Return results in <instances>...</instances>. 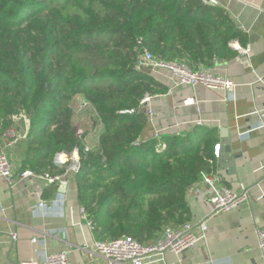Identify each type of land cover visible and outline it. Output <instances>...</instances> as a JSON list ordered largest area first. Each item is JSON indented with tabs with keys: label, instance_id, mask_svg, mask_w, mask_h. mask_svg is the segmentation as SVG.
<instances>
[{
	"label": "trees",
	"instance_id": "trees-1",
	"mask_svg": "<svg viewBox=\"0 0 264 264\" xmlns=\"http://www.w3.org/2000/svg\"><path fill=\"white\" fill-rule=\"evenodd\" d=\"M236 39L245 45L227 10L197 0H0V136L18 117L28 120L21 171L63 173L55 154L77 149L78 197L98 237L149 243L190 221L188 191L216 169L218 135L197 124L142 139L149 117L140 102L168 87L139 56L149 50L167 62L211 66L239 54ZM77 95L103 127L89 151L74 125Z\"/></svg>",
	"mask_w": 264,
	"mask_h": 264
},
{
	"label": "crops",
	"instance_id": "crops-1",
	"mask_svg": "<svg viewBox=\"0 0 264 264\" xmlns=\"http://www.w3.org/2000/svg\"><path fill=\"white\" fill-rule=\"evenodd\" d=\"M220 5L246 35L245 45L237 39L232 44L247 52L218 59L210 68L231 77L235 90L179 85L167 69H150L168 91L154 95L143 107L155 114L141 138L156 137V131L161 137L187 134L197 124L215 128L222 151L220 157L215 156L214 171L245 197L235 208L217 211L210 189L202 186L196 192L192 186L187 196L190 221L195 226L206 221V240L149 264H264L257 235L264 225V0H220ZM0 138V149H4L5 138ZM23 142L14 150L19 156L16 172L21 171ZM41 201L45 206L33 210ZM81 208L76 176L49 185L32 177L12 182L0 178V264L42 260L44 254L62 251L69 254L71 264H105L94 249L100 238ZM12 234L17 238L13 240ZM34 237L39 240L33 242Z\"/></svg>",
	"mask_w": 264,
	"mask_h": 264
},
{
	"label": "built area",
	"instance_id": "built-area-1",
	"mask_svg": "<svg viewBox=\"0 0 264 264\" xmlns=\"http://www.w3.org/2000/svg\"><path fill=\"white\" fill-rule=\"evenodd\" d=\"M204 5H220V0H197ZM235 48L241 53H246L247 49L239 47L237 43H233ZM138 65L147 67L152 70L167 69L178 78L179 85L196 86L201 85L209 89H225L227 92H233L236 87V82L229 76L218 75L214 73L210 66L201 65L198 68H192L182 60L167 62L149 50H145L139 56ZM152 94H146L140 102V109L147 105L152 97ZM92 105L85 101L84 105ZM93 106V105H92ZM132 112L134 110H128ZM151 120L155 114L152 108L145 111ZM96 113V112H95ZM25 120L26 117L22 116ZM19 118V117H18ZM102 125L96 126L94 133H98L102 129ZM242 134H246L243 132ZM79 137L82 135L78 134ZM25 135L21 134L17 127L11 126L4 133L5 145L4 149H0V178H6L11 182L15 178L23 179L27 177L37 178L43 183L55 184L67 181L69 177L75 176L82 168L79 151L76 149L73 153L61 151L55 154L54 162L65 169L63 173H36L30 169L16 172V161L14 159V150L17 143ZM156 138L161 139V133L156 131ZM87 138V137H86ZM165 144H159L158 149ZM94 146L87 144L85 150L89 151ZM222 144L216 143L214 154L218 158L221 155ZM205 186L210 189L214 196L215 209L217 211L231 210L235 208L245 197V193L241 194L234 191L226 183L225 178L219 172H203L201 179L193 185L196 192H201V187ZM45 202L41 201L39 206H33L36 210L38 207H44ZM81 212L88 219V223L92 230H95L97 224L95 220L88 216L87 211L82 206ZM208 225L206 221L195 226L191 221H187L177 226H166L149 243H143L140 240L130 235H124L115 239H97L95 241V251L101 255L105 264H149L155 260L163 259L167 253L181 254L189 249L194 248L199 242L205 241L207 238ZM259 249L264 262V225L258 228L257 231ZM13 240L17 238V234H12ZM38 237L32 239L37 242ZM1 264H71L69 254L65 251L58 253L44 254L42 260H22L19 262H4Z\"/></svg>",
	"mask_w": 264,
	"mask_h": 264
},
{
	"label": "rangeland",
	"instance_id": "rangeland-1",
	"mask_svg": "<svg viewBox=\"0 0 264 264\" xmlns=\"http://www.w3.org/2000/svg\"><path fill=\"white\" fill-rule=\"evenodd\" d=\"M85 98L81 97L80 95L75 96V98L72 101V107L74 111V125L77 127V131L80 135L86 134V145L87 144H94V129L96 128L95 124V118H97L95 109L92 105L88 104L87 106L84 105L85 103ZM20 118V117H19ZM17 122L15 126L19 130V132L23 135H25L27 128H28V120L24 121H19V119H16ZM1 137V136H0ZM1 139V138H0ZM22 142L24 141L23 139L21 140ZM19 142L20 144L22 142ZM18 143V144H19ZM24 143V142H23ZM19 156H16L14 154V159L17 162L19 159Z\"/></svg>",
	"mask_w": 264,
	"mask_h": 264
}]
</instances>
